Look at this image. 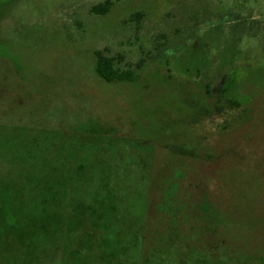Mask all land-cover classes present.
I'll use <instances>...</instances> for the list:
<instances>
[{
    "label": "rangeland",
    "instance_id": "obj_1",
    "mask_svg": "<svg viewBox=\"0 0 264 264\" xmlns=\"http://www.w3.org/2000/svg\"><path fill=\"white\" fill-rule=\"evenodd\" d=\"M105 1L0 0V264L264 255V0Z\"/></svg>",
    "mask_w": 264,
    "mask_h": 264
},
{
    "label": "trees",
    "instance_id": "obj_2",
    "mask_svg": "<svg viewBox=\"0 0 264 264\" xmlns=\"http://www.w3.org/2000/svg\"><path fill=\"white\" fill-rule=\"evenodd\" d=\"M112 6H113L112 1L106 0L104 3L93 6L91 8V11L96 14L105 15L111 10ZM143 16L144 14L142 12H138L132 16V20L139 22ZM95 54H96V73L107 82L126 81L129 78V75H131L132 72L131 68L122 69L121 67H119L117 65L118 59L116 57L108 56L102 50H97ZM203 205L205 206L208 214H210L211 213L210 204L206 201V205L205 204ZM103 223L105 224V227L114 224V222L108 225L106 224V222ZM55 239H59L58 236L52 237L50 242L47 244L48 249L47 248L46 249L48 250V254H47L48 259L46 260V264H55V263L57 264V261L59 260L58 258H56V256H58V253L56 252L57 247L55 248L57 244L53 242V240ZM118 242L120 246L121 243L120 241ZM127 245L128 246L124 248L119 247V251L120 252L125 251V254H127L132 248H136L138 250L133 251V253L135 252V256L136 255L141 256L142 246L140 239L137 238V240H134V242L131 243V245H129L128 243ZM139 247L141 248L140 250ZM249 260L253 261L254 264H264V255L262 253H256V254L252 253L241 264H248L247 262ZM218 264H240V262L238 261V258L234 256L233 252L229 251L226 248H223L221 250H218Z\"/></svg>",
    "mask_w": 264,
    "mask_h": 264
}]
</instances>
